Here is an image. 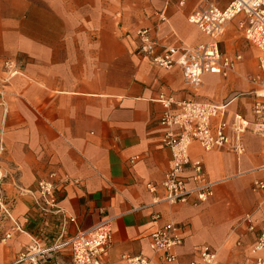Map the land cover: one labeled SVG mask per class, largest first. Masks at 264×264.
I'll list each match as a JSON object with an SVG mask.
<instances>
[{
  "label": "crops",
  "instance_id": "1",
  "mask_svg": "<svg viewBox=\"0 0 264 264\" xmlns=\"http://www.w3.org/2000/svg\"><path fill=\"white\" fill-rule=\"evenodd\" d=\"M230 0H222V8ZM201 0H0V79L3 64L15 62L20 73L0 93L1 158L9 177L3 193L9 212L0 214V264H9L30 245L49 246L60 221L42 218L31 196L41 179L56 174V196L67 214L77 218L67 236L106 218L112 242L102 264H131L146 256L151 264L165 262L150 249V235L167 223L182 228L184 243L176 250L178 264H189L199 251L217 252L219 264H253L255 226L264 221V194L253 182L264 179V137L253 125L244 136L246 151H204L194 145L216 181L206 203L171 205L158 202L172 166L171 151L159 136L164 112L161 97L189 100L183 72L154 66L135 52V33L153 28L166 46L190 47L209 38L189 18ZM164 18V19H163ZM238 17L222 38V49L240 55L236 71L224 78L204 77L200 98L229 102L228 121L241 115L254 121L253 106L259 75V50L244 38ZM135 158L134 161H132ZM59 264H73L69 249Z\"/></svg>",
  "mask_w": 264,
  "mask_h": 264
},
{
  "label": "built area",
  "instance_id": "2",
  "mask_svg": "<svg viewBox=\"0 0 264 264\" xmlns=\"http://www.w3.org/2000/svg\"><path fill=\"white\" fill-rule=\"evenodd\" d=\"M221 1L201 0L199 9L189 18V22L209 38L207 43L193 47H172L161 43L153 28H141L135 33L136 54L158 68L170 70L179 67L192 94L191 99L179 102L171 97L160 98L164 112L159 120V126L163 128L159 139L162 146L171 151L172 166L160 187L148 185L150 192L162 191L158 202L198 206L213 197L217 182L208 177L201 160L191 158L192 146L198 145L206 152L227 150L243 155L246 151L244 136L251 124L255 132L264 137V0H230L225 8L219 6ZM186 3L187 0H178L179 6H185ZM238 17L245 19L241 24L244 38L259 50V75L253 79L257 86L254 91V121L249 122L243 116L235 115L234 121L230 123L229 102L208 101L200 98V95L206 75L217 74L227 78L236 71L241 56L226 53L221 44L226 26ZM2 68L7 79H0V93L9 80L20 73L13 61L5 62ZM3 152L4 146L0 140V214L6 215L9 208L3 185L9 173L1 162ZM55 179L56 174H52L50 180L41 179L36 189L19 190L31 196L42 218L48 220L55 217L60 221L58 236L45 248L38 244L30 245L9 264H59L60 253L67 249L71 251L73 264H102V257L112 242L111 219L106 218L90 228H80L73 236H67L69 226L77 225V218L67 214L60 206ZM252 188L256 193L264 194V179L255 180ZM245 221L249 231L256 234L252 252L264 254V221L259 227L253 224L250 215ZM9 239L11 234L0 242L6 243ZM183 243L182 228L173 223L163 225L150 235V249L167 263L178 264L176 250ZM129 261L131 264H151L146 256L129 258ZM189 264H219L217 252L204 247ZM253 264H264V257H258Z\"/></svg>",
  "mask_w": 264,
  "mask_h": 264
}]
</instances>
